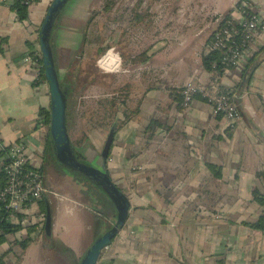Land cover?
I'll return each mask as SVG.
<instances>
[{"label": "crops", "instance_id": "crops-1", "mask_svg": "<svg viewBox=\"0 0 264 264\" xmlns=\"http://www.w3.org/2000/svg\"><path fill=\"white\" fill-rule=\"evenodd\" d=\"M88 1L69 0L54 23L51 43L55 72L66 90V128L70 136L82 127L80 141L93 144L91 163L101 165L109 123L122 122L104 168L130 208L97 264H264V229L250 226L264 214V204L253 195H264V27L254 32L238 65L220 73L241 117L228 127L200 95L184 106L177 89L189 80L211 81L214 73L203 66L202 55L224 15L240 20L239 0H177L176 5L152 0L146 13L139 7L116 14L114 7L97 9ZM51 2L37 0L19 20L0 1V152L23 144L56 193L44 200L51 231L34 226L30 232L37 239L24 250L12 241L30 234L9 235L0 244V253L9 251L5 264H13L15 254H21L18 264H33L36 252L44 264H77L115 220L107 197L111 211L103 216L82 192L53 186L56 176L46 165L49 122L40 109L50 107L48 84L35 79V67L25 58L41 53L38 30ZM252 8L264 26V0H254ZM95 12L90 34H100V40L83 48V30ZM102 18L104 27L97 31ZM148 31L149 41L133 49ZM98 47H109L100 55L103 76L117 80L107 86L100 110L90 105L84 111L80 98L94 87L85 67ZM95 122L102 127L92 128ZM45 206L38 202L32 213L45 212ZM29 250L34 254L28 256Z\"/></svg>", "mask_w": 264, "mask_h": 264}, {"label": "built area", "instance_id": "built-area-1", "mask_svg": "<svg viewBox=\"0 0 264 264\" xmlns=\"http://www.w3.org/2000/svg\"><path fill=\"white\" fill-rule=\"evenodd\" d=\"M0 1L9 6L15 0ZM36 1L23 0L27 5H31ZM253 1L239 0L235 7L240 14V20H242V29L237 40L233 39V36L237 34V30L231 23L215 29L212 33L209 51L225 50L220 70L215 69V66L211 70L214 73L211 81L208 84H202L189 80L180 89L184 106H188L195 95H200L211 105L215 115H222L227 119L228 127L234 126L241 117L233 101L231 91L222 85L219 76L223 71L238 65L253 39L254 32L259 27H264L261 24L260 17L252 8ZM25 59L34 65L36 71L35 79L40 81V60L42 59V54L35 52ZM42 123L41 121L39 124ZM6 148L5 156L0 164V170L3 171V177L2 179L0 178V207L6 213L3 220L12 225H18L20 229L17 232L21 235H27V227L31 225H38V228L40 227V230H43L45 212L32 213V207L56 193L45 184L41 165L34 157L27 154L23 144L13 143Z\"/></svg>", "mask_w": 264, "mask_h": 264}, {"label": "water", "instance_id": "water-1", "mask_svg": "<svg viewBox=\"0 0 264 264\" xmlns=\"http://www.w3.org/2000/svg\"><path fill=\"white\" fill-rule=\"evenodd\" d=\"M69 0H52L43 22L38 30L44 76L50 97L49 139L56 162L66 168L68 173H78L97 187L109 199L114 208V223L96 237L77 264H97L102 250L117 235L128 217L130 202L127 195L111 180L104 168L113 139L114 129H110L100 153L101 165L85 163L77 158L66 128V90L61 88L55 72L50 38L54 23ZM45 231H51V211L45 201Z\"/></svg>", "mask_w": 264, "mask_h": 264}, {"label": "trees", "instance_id": "trees-1", "mask_svg": "<svg viewBox=\"0 0 264 264\" xmlns=\"http://www.w3.org/2000/svg\"><path fill=\"white\" fill-rule=\"evenodd\" d=\"M9 7L11 10H13L15 12V14L17 15V18L19 20H24L27 18V9H28L29 5L25 4L23 2V0H15L13 4L9 5ZM103 8L104 9L110 8V6H103ZM97 14H98V12H95L91 15V17L87 21L86 26L83 30V35H82V47L83 48L86 45H89L93 41L95 42V41L100 40V34H96V36H94V37H91V34H90L91 25H92V23H93V25L95 24L93 22V19L95 18V16ZM241 22H242V20H238V21L233 20L230 17V13H227L221 19L217 28L224 27L227 23H231V25L237 30V34L235 36H233V39L237 40L239 38L240 31L242 29ZM211 39H212V35L210 38V43H211ZM50 43H51V38H50ZM51 48H52V43H51ZM105 48L104 47H98L97 48V55L100 56L109 47L106 49ZM224 50L225 49L212 50V51H209L207 54L202 55L203 66L210 71L214 68L217 70H220V68L222 66L221 60L224 56ZM52 58H53V64H54L53 53H52ZM40 65H41V67H40L39 80H46L45 76H44V66H43V60L42 59L40 60ZM213 66H215V67L213 68ZM54 68H55V64H54ZM177 90L179 91L178 93L181 95L180 89H177ZM120 103H123V102L120 101ZM116 104H117L116 103V96H114L113 100L111 101V108L115 107ZM66 107H67V105H66ZM40 115L42 117H44L45 120L47 118L46 122H50V107L41 108L40 109ZM121 123L122 122L119 120H117V121L113 120L112 122L109 123L108 129L110 130L113 128L114 130H116L120 126ZM101 127L102 126H101L100 122H95L92 124V128H94V129L101 128ZM67 132H68V128H67ZM45 141H46V143H45L46 152L48 150V152L50 153V156L52 158V147H51V142L49 139V134L46 135ZM6 149L7 148L5 147L0 152V156L2 157V159L5 156ZM74 152H75L77 158L81 160L82 154L75 149H74ZM57 167L61 171L67 172L66 171L67 169L62 167L61 165H58ZM68 174H70L79 183H83L84 185L93 186L94 189H96L98 191L97 192L98 195H97V193L92 192L90 189L81 188V192L83 193V195L87 196V198L90 202H92L93 206H95V209L98 210V212L101 215L108 216L110 214L111 210H110L109 206L107 205V203L103 200V197L104 198L106 197L105 195H103L104 193L102 194L97 187H95L93 184L91 185V183L85 177H82L78 173L72 172V173H68ZM2 177H3V171L0 170V178L2 179ZM253 195L257 201L264 204V195H260L257 191H253ZM44 200L45 199L41 200V202H45ZM5 214H6L5 211H2V208L0 207V244L7 241L8 240L7 237L9 235L16 233L20 229V227L18 225H12V224L6 222L5 220H3V217L5 216ZM250 226L253 228H257V229H264V214L256 222L250 223ZM27 229H28L27 234H30V235H28L27 237L15 239L14 241H12V244H19L22 250H24L31 241L36 240L37 235H38V234H36V236L33 237L32 234L30 233V231H33L34 226L31 225V226L27 227ZM8 252L9 251L0 253V264H5V258L8 255ZM20 258H21V254H15L11 261L13 264H18L20 261Z\"/></svg>", "mask_w": 264, "mask_h": 264}, {"label": "rangeland", "instance_id": "rangeland-1", "mask_svg": "<svg viewBox=\"0 0 264 264\" xmlns=\"http://www.w3.org/2000/svg\"><path fill=\"white\" fill-rule=\"evenodd\" d=\"M88 2H90V4H91L90 6H95V8H97V9L98 8L100 9L103 6H110V8L114 7V10H112V9L111 10L116 14V13H119V11L121 12V11H123L125 9L129 10L130 12H133L134 8H139V7L146 8V9L143 10V12L146 13L148 11L149 6L152 3V0H89ZM173 4L176 5L177 4V0H174ZM117 9H119V11H117ZM126 10H125V12H126ZM107 16H111V15L107 14L106 17ZM105 18L100 19V22H98L97 25L95 26L97 31H101V29L104 27V25H102V24L105 21L104 20ZM107 20L108 19H106V21ZM146 20L148 21V18ZM149 32L150 31H148V33L146 35L148 37L143 38L141 41H135L134 42V43H138V44H135L137 46L134 47L133 49H139L140 47H142L141 46L142 43L145 44V43H147V41H149V39L152 37V31L150 32V34H149ZM115 50H117V49H115ZM116 54H118V53L116 52ZM100 59H101L100 56H97V54L95 53V50H92L90 56L88 57V62H87V66L85 67V69L87 68V72L92 75L93 81H94V87L87 91V93H86L87 96L86 97L80 98L81 107H83L82 110H84L85 106L89 107L90 105H93L94 106L93 108H96V106H97L99 108V110H100V106L102 105L101 103H103L102 102L103 101V96L102 95L105 94V92H107V86L110 85V87H111L112 83H114V81L117 80V76L116 75H114L115 77L114 76H103L102 73H103L104 69L102 68ZM84 75H86V71H85ZM108 77H109V79H107ZM112 80H113V82H112ZM108 81H110V83ZM81 128L78 127V128L73 129L71 131L69 137H70V141H71V144L74 147V149L82 154L81 161L89 164V163L92 162V159H90V156H91V151H92V148H93V144L89 143V142H85V141H80V134H81L80 133V129ZM53 164H54V167H55L56 172H57L54 175L56 177L55 178L52 177L53 179L51 180L53 186L64 185V186H66L68 188V191H70L72 193H74L76 191V189H77V191L81 192V188L90 189L94 193L98 192L96 189H94L93 186L84 185L83 183H79L78 181H76L69 174H60V173H64V172L61 171L56 166L58 163L56 162L55 159H54V163ZM92 164L93 163H91V165ZM50 173H52V172L50 171ZM48 174H49V172H48ZM52 175H53V173H52ZM97 195H98V193H97ZM84 198L86 200V203L91 205V202L88 201V198H87L86 195H85ZM103 200L105 202L106 201L108 202V199L106 197L105 198L103 197ZM40 207L42 209H44L43 205H40ZM32 254H34V251L29 250L28 256L29 255L31 256ZM39 254L40 253H37V252L35 253L34 263L33 264H44V263L41 262V259L38 256Z\"/></svg>", "mask_w": 264, "mask_h": 264}, {"label": "flooded vegetation", "instance_id": "flooded-vegetation-1", "mask_svg": "<svg viewBox=\"0 0 264 264\" xmlns=\"http://www.w3.org/2000/svg\"><path fill=\"white\" fill-rule=\"evenodd\" d=\"M54 156H53V152H52V158H49L47 161H46V165H48L49 169L51 170V172L53 173V175H55L57 172H56V169L54 167ZM56 165V164H55ZM59 165V164H58ZM56 165V166H58Z\"/></svg>", "mask_w": 264, "mask_h": 264}]
</instances>
